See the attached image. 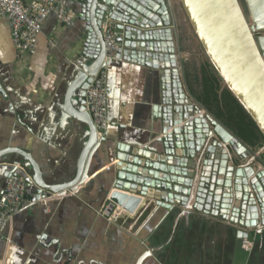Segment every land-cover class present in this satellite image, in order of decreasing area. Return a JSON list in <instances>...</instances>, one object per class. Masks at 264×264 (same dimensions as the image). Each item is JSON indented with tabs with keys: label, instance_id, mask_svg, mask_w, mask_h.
<instances>
[{
	"label": "water",
	"instance_id": "1",
	"mask_svg": "<svg viewBox=\"0 0 264 264\" xmlns=\"http://www.w3.org/2000/svg\"><path fill=\"white\" fill-rule=\"evenodd\" d=\"M75 3L76 19L84 22L86 33L62 104L63 112L71 114L69 117L84 135L73 179L56 186L44 183L30 155L14 148L0 152V160L14 155L8 169H0L4 189L11 175H20L25 178L24 199L30 197L27 190H31L35 195L32 201H38L57 192L63 196L66 190L80 192L81 185L91 183V161L106 142V134L97 137L84 106L85 94L104 65L129 62L159 72L158 103L152 116L162 126L160 135L149 145L117 142L114 150L109 151L105 171L112 183L106 200L110 203L108 214L115 209L121 213L112 217L113 222L137 219L153 207L167 214L176 209L180 216L175 223L181 217L197 213L238 228L236 236L240 240L249 238L253 231L255 236L262 237L264 145L255 153L262 158L261 162L250 148L189 97L183 65L192 54L181 53L169 26L171 10L174 13L176 6L196 47L193 55L211 65L221 80L219 93L227 90L264 137V0H76ZM106 19L118 33L117 51L110 61L105 59L102 35ZM15 155L21 160L17 161ZM15 165L21 166L26 174L11 167ZM241 182L247 183L250 191L241 194Z\"/></svg>",
	"mask_w": 264,
	"mask_h": 264
},
{
	"label": "crops",
	"instance_id": "2",
	"mask_svg": "<svg viewBox=\"0 0 264 264\" xmlns=\"http://www.w3.org/2000/svg\"><path fill=\"white\" fill-rule=\"evenodd\" d=\"M70 6L78 13L76 3ZM85 33L84 22L75 19L70 27L60 26L51 14L36 54L18 59L9 24L0 18V152L25 151L51 186L73 179L84 142L80 126L62 104ZM107 71L109 127L91 161V183L81 185L79 193L50 200L47 207L28 204L35 195L27 190L30 197L0 240V264H240L238 251L249 254L248 264L253 252L242 249L238 228L218 220L194 213L175 223L179 210L167 214L156 207L134 220L113 222L121 214L118 209L103 214L112 189L105 174L109 151L117 142L149 145L162 126L152 116L159 72L121 61L108 64ZM11 158L1 159L0 169H8ZM4 186L0 178V194ZM263 243L258 251L264 250Z\"/></svg>",
	"mask_w": 264,
	"mask_h": 264
},
{
	"label": "built area",
	"instance_id": "3",
	"mask_svg": "<svg viewBox=\"0 0 264 264\" xmlns=\"http://www.w3.org/2000/svg\"><path fill=\"white\" fill-rule=\"evenodd\" d=\"M75 2L76 0H0V18L6 20L9 24L11 42L15 48L16 57L22 59L36 54L38 37L44 22L51 14L55 15L56 21L60 26L70 27L76 19V13L70 4H75ZM173 14L171 10V25L169 27L176 36L177 25ZM102 35L106 51L105 59L108 61L113 60L117 51L115 40L118 33L109 19H106L102 25ZM49 44L55 46L53 41H50ZM107 70L108 66L105 65L103 69L99 70L97 75L92 78L85 94L84 106L91 118L98 138L103 137L109 127L107 116L109 101ZM188 95L197 104L190 93ZM11 167H15L25 174L21 166L15 165ZM76 191L77 189L63 191V196L57 192L28 204L32 203L33 205L41 202L40 204L47 207V203L50 200L63 198L70 194L74 195ZM25 193V178L20 175H11L7 179L5 189L0 194V240L3 238L14 216L24 208ZM109 206L110 203L108 206H104L102 210L106 216H110L108 214ZM251 235L252 238L244 239L241 245L242 249L249 253L253 252L256 246L255 231Z\"/></svg>",
	"mask_w": 264,
	"mask_h": 264
},
{
	"label": "trees",
	"instance_id": "4",
	"mask_svg": "<svg viewBox=\"0 0 264 264\" xmlns=\"http://www.w3.org/2000/svg\"><path fill=\"white\" fill-rule=\"evenodd\" d=\"M183 78L193 99L241 143L255 151L264 145V137L232 95L227 90L219 93L221 80L207 61L199 66L185 62ZM260 239L264 242V232ZM248 264H264V252L257 248Z\"/></svg>",
	"mask_w": 264,
	"mask_h": 264
},
{
	"label": "rangeland",
	"instance_id": "5",
	"mask_svg": "<svg viewBox=\"0 0 264 264\" xmlns=\"http://www.w3.org/2000/svg\"><path fill=\"white\" fill-rule=\"evenodd\" d=\"M174 1V0H173ZM174 16H175V21H176V25H177V33H176V42L179 45V48L182 50L181 53H191L192 57L187 61L188 64H190L191 66H199L201 65L203 62L202 59H198L196 55V47L194 45V42L192 40V38L190 37V30L188 29V25L186 24L182 14H180V12L178 11V8L176 6H174ZM80 54V53H79ZM184 61H182L183 63ZM185 63V62H184ZM184 80V78H183ZM252 150V154L256 157V152L255 150ZM257 159H259L260 157H256ZM262 159V158H261ZM260 159V161L262 162V160ZM252 238V236H251ZM256 243V241H255ZM258 243L256 244L255 249L258 248ZM262 246L264 247V243L262 244ZM262 252H264V250H261ZM255 253V251H253V254ZM249 259V254H245L244 252L238 251L237 255L235 257V260L239 263L241 260L240 264H246L247 260Z\"/></svg>",
	"mask_w": 264,
	"mask_h": 264
},
{
	"label": "bare ground",
	"instance_id": "6",
	"mask_svg": "<svg viewBox=\"0 0 264 264\" xmlns=\"http://www.w3.org/2000/svg\"><path fill=\"white\" fill-rule=\"evenodd\" d=\"M176 3V2H175ZM173 4H174V2H173ZM229 144H230V142H229ZM233 146V145H232ZM240 188H241V194H244L245 192L244 191H246V192H248V191H250V187L248 186V184L247 183H243V182H241V186H240ZM239 201L237 200V203H238Z\"/></svg>",
	"mask_w": 264,
	"mask_h": 264
},
{
	"label": "flooded vegetation",
	"instance_id": "7",
	"mask_svg": "<svg viewBox=\"0 0 264 264\" xmlns=\"http://www.w3.org/2000/svg\"><path fill=\"white\" fill-rule=\"evenodd\" d=\"M257 242H258V241L256 240V244H257ZM262 242H263V241L260 239L258 245H260Z\"/></svg>",
	"mask_w": 264,
	"mask_h": 264
},
{
	"label": "clouds",
	"instance_id": "8",
	"mask_svg": "<svg viewBox=\"0 0 264 264\" xmlns=\"http://www.w3.org/2000/svg\"><path fill=\"white\" fill-rule=\"evenodd\" d=\"M252 234V233H251ZM252 235H250V237H251ZM256 240H257V236H256Z\"/></svg>",
	"mask_w": 264,
	"mask_h": 264
}]
</instances>
